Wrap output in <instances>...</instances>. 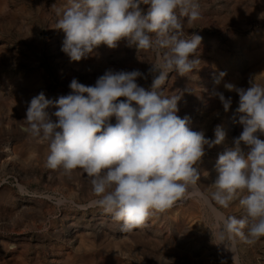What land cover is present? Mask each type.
Returning a JSON list of instances; mask_svg holds the SVG:
<instances>
[{
	"label": "rangeland",
	"instance_id": "1",
	"mask_svg": "<svg viewBox=\"0 0 264 264\" xmlns=\"http://www.w3.org/2000/svg\"><path fill=\"white\" fill-rule=\"evenodd\" d=\"M198 3L200 18L185 19L183 32L184 38L202 37L199 69L188 76L169 73L162 90L181 95L177 114L190 118L193 131L214 139L217 125L230 126L224 143L206 148L200 164L199 187L210 195L219 154L234 147L243 130L239 96L224 84L246 89L254 79L264 86V0ZM67 6L68 0H0V264H264V238L254 245L237 238L233 253L212 237L213 207L240 218L238 202L222 209L199 198L183 200L143 227L122 232L120 222L91 203L97 197L82 170L64 174L46 167L48 144L23 130L32 98L43 93L55 101L71 91L74 78L91 86L109 69L139 70L145 78L137 83L149 89L156 59L122 40L114 49L102 44L87 59L71 61L61 50L64 33L56 29L57 10ZM221 72L226 75L216 85ZM213 91L231 98L227 112Z\"/></svg>",
	"mask_w": 264,
	"mask_h": 264
},
{
	"label": "clouds",
	"instance_id": "2",
	"mask_svg": "<svg viewBox=\"0 0 264 264\" xmlns=\"http://www.w3.org/2000/svg\"><path fill=\"white\" fill-rule=\"evenodd\" d=\"M57 16L56 29L64 33L61 50L71 61L87 59L102 44L114 49L122 40L156 59L149 89L137 83L145 78L139 70L109 69L91 86L74 78L71 91L55 101L43 93L32 98L23 130L48 144L46 167L64 174L82 170L97 197L91 203L120 222L122 232L143 227L177 202L199 198L222 209L238 202L244 211L238 218L213 207L217 245L234 253L237 238L248 245L264 238V86L254 79L246 89L224 84L239 96L243 130L234 147L219 154L210 195L199 187L200 164L206 148L223 144L226 134L219 125L214 139L193 131L190 118L177 114L181 95L162 90L169 73L188 76L199 69L202 37L184 38L183 32L185 19L200 18L198 0H68ZM225 75L219 73L214 83ZM210 95L229 110L230 97Z\"/></svg>",
	"mask_w": 264,
	"mask_h": 264
},
{
	"label": "bare ground",
	"instance_id": "3",
	"mask_svg": "<svg viewBox=\"0 0 264 264\" xmlns=\"http://www.w3.org/2000/svg\"><path fill=\"white\" fill-rule=\"evenodd\" d=\"M223 131L225 132L226 135H228L230 133V126H225L223 128Z\"/></svg>",
	"mask_w": 264,
	"mask_h": 264
}]
</instances>
